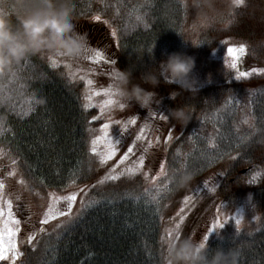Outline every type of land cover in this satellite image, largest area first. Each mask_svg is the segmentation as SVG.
Instances as JSON below:
<instances>
[{"label": "trees", "instance_id": "1", "mask_svg": "<svg viewBox=\"0 0 264 264\" xmlns=\"http://www.w3.org/2000/svg\"><path fill=\"white\" fill-rule=\"evenodd\" d=\"M256 7L264 4L245 0L218 36L248 41L249 62L264 66V20L260 11H254ZM73 11V22L83 29L95 15L116 26L120 49L116 48L115 61L122 71L132 70L133 83L157 91L168 107L185 103L198 114V128L194 121L169 152L170 177L187 170L194 179L201 178L228 161L218 196L228 200L245 191L243 179L264 169V85L249 91L243 83H221L191 93L162 75L155 89L143 84L141 76L159 69L168 54H187L179 0H73ZM138 16L143 22H138ZM173 91L180 94L172 98ZM37 100L41 102L29 111L30 102ZM82 101L81 87L39 55L24 58L7 75H0V123L9 129L0 135V146L19 161L33 184L61 190L70 184L73 173L79 176L76 184L91 178L87 129L96 127L98 121L91 123L96 111L85 110ZM22 112L28 115H19ZM140 188L142 192L131 193L141 197L139 203L122 198L125 193L116 190L97 192L96 200L107 197L112 203L86 209L74 226L42 237L36 248L27 247L21 264H88L89 252L94 253L91 264H164L162 200L146 205L145 189ZM207 248L209 252L234 249L238 264H264V221L256 232L231 233Z\"/></svg>", "mask_w": 264, "mask_h": 264}, {"label": "rangeland", "instance_id": "2", "mask_svg": "<svg viewBox=\"0 0 264 264\" xmlns=\"http://www.w3.org/2000/svg\"><path fill=\"white\" fill-rule=\"evenodd\" d=\"M184 9V35L185 46L187 48V55L195 57V68L192 75L196 78L198 84L197 89H202L209 85L228 83L232 84L235 81L236 71L230 69L225 63L227 57V46H236L240 44L246 45V53L241 57L238 67L241 71H251L253 67L264 68L258 64H252L248 60V54L250 52L251 45L248 41L243 39H236L231 37H219V31L226 29L231 23L236 10L240 7L234 5L233 0H216V7L222 13L221 16L215 18L207 23H202L197 20L195 11L190 6H185L184 0H179ZM103 0H100L102 3ZM102 19V17H101ZM84 23V29L79 23L73 22L77 27L76 31L80 34L86 35V45L83 54L76 58L67 56H60L56 54H37L44 61H46L51 67V61L49 57H52L58 61L57 67H52L57 72L61 73L64 77L74 84H78L81 87V95L83 99V105L88 101L85 99L89 94V90L101 92L100 96H94L92 100V107L85 110H95L96 113L93 117H99V119L91 120V123L97 122L96 127H88L87 133L89 134V154H90V169L91 178L85 184H75L68 187L66 191H74L78 188H85L87 196L84 193H80L77 197V202L73 207L72 215L76 216L80 213L81 199L87 202L89 199H96L95 194L97 192H103L109 194L113 191H119L120 193H132L142 192L140 186H143V190L149 189L155 195V187L151 178L158 176L160 171V165L164 164L166 176L158 177L156 184L162 186L167 183L168 188L160 192L158 201L162 200L161 207V219H162V247L164 257L166 254L167 244L164 242L166 229L174 228L175 224L179 222L177 213L183 206L185 196L194 197V206H190L183 215L185 216V222L181 226V235L185 237H192L195 241H202L205 235H209L207 241V247L216 239H221L231 233H252L258 231L264 221V169L253 173L245 177L242 181L243 186H246L245 191L238 192L233 199L224 200L217 194V187L222 180L223 172L230 166V162L225 161L216 170L210 171L204 177L196 178L184 188H177L172 185L168 156L171 149L176 145L178 140L185 134L189 133L190 126L195 121V128L197 125V113L192 108H188L190 111V121L181 126L170 118L167 120H161L159 117L161 114L168 116L169 110L176 107H168L166 99L157 94V102L153 104L150 110L142 109L135 102L128 104L118 94L112 97L118 104L113 105L111 110H106L101 114L99 105L108 97L102 94V89L112 87L117 91L118 77L116 73H120L121 69L117 66L115 61V52L120 49V36L118 29L113 23L108 21L107 24L103 20L95 21L93 17ZM113 29L116 30L117 35L112 36ZM214 38L217 40L214 44ZM187 41V42H186ZM227 41L225 45L223 42ZM199 45V46H193ZM100 45V46H98ZM99 47L101 51L105 53V57L108 62L101 61L94 63L88 57L94 55L92 49ZM110 47V49H106ZM117 48V49H116ZM163 61L160 62V65ZM71 66L70 68L68 66ZM84 79H81V77ZM93 81L92 85L87 84V80ZM239 83L247 86L249 91L264 85V73H253L247 78H242ZM237 82V83H238ZM173 84H177L172 82ZM178 85V84H177ZM240 85V84H239ZM190 92V91H189ZM248 93V90H246ZM165 100V101H164ZM119 103L124 104V108L119 107ZM181 104H178L180 106ZM177 106V107H178ZM182 106H186L185 103ZM200 116V115H199ZM136 119L135 125H129L126 130L115 124L112 125L110 132L113 135V139H120L121 143L117 146V155L109 161L106 165L101 166L98 157L91 153V140L95 136L100 135L99 129L104 123L121 120L127 121L129 119ZM248 121H250L248 119ZM148 125L145 132V140H136V136L139 134L140 128ZM194 129V128H193ZM192 129V130H193ZM191 130V132H192ZM211 132V130H207ZM119 132V135H117ZM173 134V138L167 144L168 133ZM156 137H160L159 143H156ZM151 140L153 143L149 147L147 141ZM134 147V155L124 164L120 165V168L135 166V162L140 155L145 156V167L143 172L148 173V179L146 180L142 173L137 174L133 178H121L116 182H108L103 185L98 184V181L109 172L114 165L119 162V158L127 151L130 146ZM5 155L0 156V179L5 180L4 198L11 199L13 201V212L17 219L21 221L20 233L17 236L18 247L23 255L16 260V264H21L25 260V254L27 247L36 248L40 242V239L44 236L55 235L61 228H57V224H66L68 217H60L57 220L51 221L48 225H41L43 212L46 210L48 204V193L55 191L58 194H64L65 188L61 190H51L44 187H39L28 180L21 167L19 161L8 153V151L0 146ZM148 149L147 152L144 150ZM233 159V156L231 157ZM15 159L16 164L13 165L11 161ZM13 168L17 170L15 177H8L7 173ZM181 169V167H180ZM119 170V169H118ZM253 176L256 177L253 181ZM23 178L28 187L21 185L19 180ZM205 182H207V188H205ZM115 185H110V184ZM95 185V187H93ZM116 188V189H114ZM29 189H34L31 191ZM140 189V190H139ZM113 190V191H112ZM37 193L39 195H37ZM19 196V199L17 197ZM43 197V199H41ZM2 206V202H0ZM221 209L222 215L220 219L224 221L225 226L222 229H217L208 233V228L211 227L214 219L217 217V208ZM227 218V219H226ZM240 219L239 226L235 224V219ZM45 228L44 233H40L39 229ZM36 232V238L31 244L27 242L28 235ZM8 264V262H5Z\"/></svg>", "mask_w": 264, "mask_h": 264}, {"label": "clouds", "instance_id": "3", "mask_svg": "<svg viewBox=\"0 0 264 264\" xmlns=\"http://www.w3.org/2000/svg\"><path fill=\"white\" fill-rule=\"evenodd\" d=\"M184 3L189 6V0H184ZM259 3L264 4V0H259ZM190 6L202 23L222 15L216 7V0H190ZM254 11H260V19L264 20V7H256ZM73 18V0H0V75H7L21 60L37 54L81 56L86 35L76 31ZM195 63L194 56L173 52L167 55L159 69L145 72L140 79L155 89L162 75L167 82H175L192 93L198 84L192 75ZM117 93L128 104L135 102L142 109L150 110L157 102L155 91L132 82L131 69L120 71ZM179 94L177 91L170 93L172 98ZM168 118L184 126L191 116L186 106H178L169 110ZM170 179L177 188H184L194 179V174L181 170ZM164 264H238V254L232 248H217L209 252L203 240L195 241L180 234L169 242Z\"/></svg>", "mask_w": 264, "mask_h": 264}, {"label": "snow or ice", "instance_id": "4", "mask_svg": "<svg viewBox=\"0 0 264 264\" xmlns=\"http://www.w3.org/2000/svg\"><path fill=\"white\" fill-rule=\"evenodd\" d=\"M233 3L235 6L240 7L244 5L245 0H233ZM95 21H100L101 16L95 15L93 17ZM138 22H143L142 17H137ZM105 24L108 23V21H104ZM146 26V25H145ZM117 35V32L115 29L112 31V36L115 37ZM225 45L228 44L227 41L223 42ZM87 50V46H85ZM94 52V55L88 57V59L92 60L94 63H99L101 61L108 62L105 53L97 47L96 49H92ZM246 45L240 44L238 47L236 46H227V57L228 59L225 60V63L228 65L230 69H233L236 71L235 81H241L242 78H247L251 76L253 73L259 74L264 73V68H256L253 67L251 71H241L238 67V64L240 63L241 57H243L246 53ZM60 56H64L63 53H59ZM49 60L51 61L52 67L58 66V61L52 57H49ZM71 67L70 65L68 66ZM116 77H119V73H116ZM81 79H84L82 76ZM93 81L91 79L87 80L88 85H92ZM102 94L105 97H108L105 99L100 105V111L101 114H103L106 110L110 111L113 105L118 104V101H115L112 99L115 95H117V91H115L112 87L102 89ZM101 92L95 91L93 89L89 90V94L86 95L85 99L88 101L83 105L85 109L92 107V100L94 96H100ZM41 101L37 100L34 102H30L29 111L34 110L35 105L39 104ZM120 108H124V104L119 103ZM19 115L21 116H27L28 112H22ZM161 120H167L169 119L167 115L161 114L159 117ZM93 119H99V117H93ZM247 122V121H245ZM137 123L136 119H129L127 121H121L116 120L112 121L109 119V122L104 123L102 127L99 129L100 135L95 136L91 140V148L90 151L92 154L98 157L99 163L101 166L106 165L109 161H111L116 155L118 151V145L121 143L120 139H113V135L110 132V129L112 128V125L115 124L117 126L122 127L124 130L128 128L129 125H135ZM149 126L146 124L145 126L140 128L139 134L136 136V140H145V132ZM9 129L5 128L2 123H0V135H3L4 132L8 131ZM117 135H119V132H117ZM173 138V134L171 132L168 133L167 140H165V143L167 144L169 141H171ZM160 137H156V143H159ZM149 147L152 145V141H147ZM134 147L130 146L127 148V151L119 158V162L114 165L111 169H109V172L105 174L104 177H102L98 184L103 185L108 182H116L119 181L121 178L127 177V178H133L137 174L142 173L144 178L147 180L148 173L143 172V169L145 167V156L140 155L136 162L135 166H129L125 168H120V165H124L132 155H134ZM145 152L148 151V149L144 150ZM5 155L2 149H0V156ZM13 165L16 164V160L13 159L11 161ZM119 169V170H118ZM91 171V169H89ZM17 175V170L13 168L11 171L7 173L8 177H15ZM160 176H166L165 172V166L164 164L160 165V171L158 173V176L152 177V183L155 187V195L152 193L151 190L146 189L144 192V196L147 197L145 200V204H158V196L161 191L168 188V184L165 183L162 186H159L156 184V181L158 177ZM79 179V176L76 173L72 174V178L70 180V184L65 186V192L64 194H58L55 191H51L48 193V204L46 207V210L43 212L42 219L40 220L41 225H48L51 221L57 220L60 217H68V221L66 224H57L56 227L59 229L61 227H64L65 230H67V227L74 226L76 223L79 222L83 212L88 208H93L96 205L105 202V203H112V200L110 198H103V201L96 200V199H89L87 202H85L83 199H81V209L80 213H78L76 216L72 215V210L74 205L77 202V197L80 193H84L85 196H87V192L85 191V188L81 187L74 191H66L68 187H71L76 184V181ZM253 181H255L256 177L253 176ZM19 183L26 188L28 187L27 182L21 178L19 180ZM205 188H207V182H205ZM5 180L0 179V202H2V206H0V264H5V262H8V264H16V260L19 259L23 253L20 251L18 247L17 242V236L20 233V224L21 221L16 218L15 213L13 212V201L11 199H5L4 198V190H5ZM95 187V185H93ZM31 191H34V189H29ZM37 195H39L37 193ZM122 198H128L133 199L135 202L139 203L141 197L139 195L134 196L131 193L126 192L124 194V197ZM19 199V196L17 197ZM43 199V197H41ZM194 197L192 196H185L183 201V206L180 208V211L177 213V216L179 217V222L175 224L174 228L166 229V235L164 242L169 244V242L174 239L176 236L181 234V226L185 222V216L183 213L190 207L194 206ZM158 211V209H157ZM222 215L221 209L217 208V217L214 219L212 225L210 228H208V233L215 231L217 229H222L225 226V223L223 220L220 219V216ZM227 219V218H226ZM241 223L240 219H235V224L239 226ZM46 230L44 227H41L39 229L40 233H44ZM37 233L33 232L32 234L28 235L27 242L29 244L32 243L33 240H35ZM59 238V237H58ZM209 238V235H205L203 238V241L207 243ZM94 253L89 252L88 255L85 257V260L88 262V264H91V261L93 259ZM81 264H84L82 261Z\"/></svg>", "mask_w": 264, "mask_h": 264}]
</instances>
